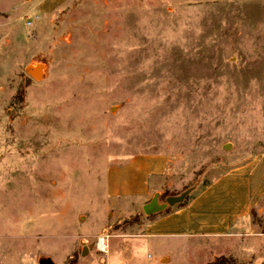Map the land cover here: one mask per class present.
I'll use <instances>...</instances> for the list:
<instances>
[{
  "label": "rangeland",
  "instance_id": "374dc122",
  "mask_svg": "<svg viewBox=\"0 0 264 264\" xmlns=\"http://www.w3.org/2000/svg\"><path fill=\"white\" fill-rule=\"evenodd\" d=\"M263 189L264 0H0V264H264Z\"/></svg>",
  "mask_w": 264,
  "mask_h": 264
},
{
  "label": "crops",
  "instance_id": "0c3cea01",
  "mask_svg": "<svg viewBox=\"0 0 264 264\" xmlns=\"http://www.w3.org/2000/svg\"><path fill=\"white\" fill-rule=\"evenodd\" d=\"M241 170H238V171L240 172ZM236 173H238V172H236ZM233 174H235V173L226 174V176L227 175H233ZM226 176H224V177H226ZM222 178L217 179L216 182L219 181ZM212 185L213 184L208 186V189ZM206 190H203V191H206ZM203 191L199 195L195 196L191 200V202L187 203L184 207H180V208L176 209L175 211H171L169 214L162 215V217H157L156 219H153L150 222V226L151 227H156L157 226L162 231H165V230L168 231V230H170L169 228L179 229L178 232H180V233H172V234H179V235H182V236H184V235H199V234H201L199 232L193 231V227H191V225H193L194 228H195V225H194L193 221L196 223V219L200 218L201 216L204 215V211L201 208V205H198L199 204L198 203L199 202L198 199H200L201 197H204L206 195V193L203 192ZM257 193H258L257 199L255 201H253L249 206H246V209L244 211H242V213L240 215L245 214L247 212V209L250 206L252 207V205H254L257 202V200L260 198V195H262L264 193V189L259 191V192H257ZM240 215H238V216H240ZM180 219H182L183 221L179 222ZM225 231H214L211 234H217L219 232L222 233V232H225ZM159 234L160 235H164L165 233H159Z\"/></svg>",
  "mask_w": 264,
  "mask_h": 264
},
{
  "label": "water",
  "instance_id": "95a60500",
  "mask_svg": "<svg viewBox=\"0 0 264 264\" xmlns=\"http://www.w3.org/2000/svg\"><path fill=\"white\" fill-rule=\"evenodd\" d=\"M36 70L34 71V74L37 75L39 72ZM184 196H185V194H182V195L177 196V197L169 196L166 198V202L168 203L169 206H173L177 203L182 202L184 200ZM164 208H165V205L158 204L157 200L153 198L143 206V211L147 215H150V214L162 211V210H164ZM85 252H86V249H83L82 253L85 254ZM41 264H52V263H51V261L45 260V261L41 262Z\"/></svg>",
  "mask_w": 264,
  "mask_h": 264
},
{
  "label": "built area",
  "instance_id": "2783aa9c",
  "mask_svg": "<svg viewBox=\"0 0 264 264\" xmlns=\"http://www.w3.org/2000/svg\"><path fill=\"white\" fill-rule=\"evenodd\" d=\"M29 23V22H28ZM109 234H102L97 236L94 246L98 253L107 255L109 252ZM104 261V259H102Z\"/></svg>",
  "mask_w": 264,
  "mask_h": 264
},
{
  "label": "trees",
  "instance_id": "16d2710c",
  "mask_svg": "<svg viewBox=\"0 0 264 264\" xmlns=\"http://www.w3.org/2000/svg\"><path fill=\"white\" fill-rule=\"evenodd\" d=\"M187 204V202L185 200H183L182 202L180 203H177V207L180 208V207H184L185 205ZM172 206H168L167 208H165L163 211L165 214L167 213H170L173 209L171 208ZM162 212V211H161ZM153 214H150L148 215L149 217H151ZM73 262H68L66 264H72ZM208 264H233V262H229V260L223 258V257H220L218 258L217 260H214L213 262H210Z\"/></svg>",
  "mask_w": 264,
  "mask_h": 264
},
{
  "label": "bare ground",
  "instance_id": "6f19581e",
  "mask_svg": "<svg viewBox=\"0 0 264 264\" xmlns=\"http://www.w3.org/2000/svg\"><path fill=\"white\" fill-rule=\"evenodd\" d=\"M36 71H38V72H39V69H37Z\"/></svg>",
  "mask_w": 264,
  "mask_h": 264
}]
</instances>
